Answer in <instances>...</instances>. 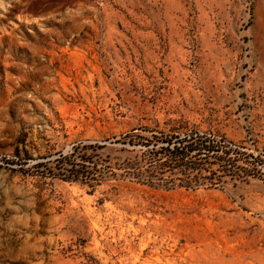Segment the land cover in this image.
Listing matches in <instances>:
<instances>
[{
  "label": "rangeland",
  "instance_id": "374dc122",
  "mask_svg": "<svg viewBox=\"0 0 264 264\" xmlns=\"http://www.w3.org/2000/svg\"><path fill=\"white\" fill-rule=\"evenodd\" d=\"M0 264H264V0H0Z\"/></svg>",
  "mask_w": 264,
  "mask_h": 264
},
{
  "label": "trees",
  "instance_id": "16d2710c",
  "mask_svg": "<svg viewBox=\"0 0 264 264\" xmlns=\"http://www.w3.org/2000/svg\"><path fill=\"white\" fill-rule=\"evenodd\" d=\"M211 142L212 141L210 139L202 140L198 137L195 140L191 139L190 142L188 141V143H185L183 140L175 141V145L172 148L171 145L173 142L169 141V145L162 146V150H167L165 155L170 157L173 167H185V171H190L186 172L187 181L200 182L201 178L203 177L202 171L205 170V168L202 166V162L200 161H189V156H191L194 151H197L196 156H200L202 154L210 155L220 152V149L211 144ZM224 152L227 154L229 153L227 150H224ZM193 171L196 173H193Z\"/></svg>",
  "mask_w": 264,
  "mask_h": 264
}]
</instances>
